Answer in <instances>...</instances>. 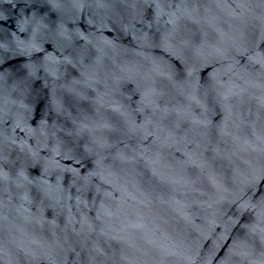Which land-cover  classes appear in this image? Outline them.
Listing matches in <instances>:
<instances>
[{
    "label": "water",
    "instance_id": "1",
    "mask_svg": "<svg viewBox=\"0 0 264 264\" xmlns=\"http://www.w3.org/2000/svg\"><path fill=\"white\" fill-rule=\"evenodd\" d=\"M0 264H264V0H0Z\"/></svg>",
    "mask_w": 264,
    "mask_h": 264
}]
</instances>
